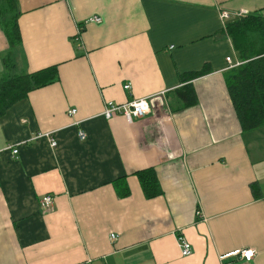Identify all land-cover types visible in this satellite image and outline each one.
I'll return each mask as SVG.
<instances>
[{
  "label": "crops",
  "instance_id": "0c3cea01",
  "mask_svg": "<svg viewBox=\"0 0 264 264\" xmlns=\"http://www.w3.org/2000/svg\"><path fill=\"white\" fill-rule=\"evenodd\" d=\"M17 1L21 45L8 59L0 29V81L52 66L58 80L0 117V264H264V126L236 118L219 17L264 15V0ZM186 84L197 103L182 108ZM138 98L142 118L103 116ZM151 168L161 193L146 199L135 174Z\"/></svg>",
  "mask_w": 264,
  "mask_h": 264
},
{
  "label": "trees",
  "instance_id": "16d2710c",
  "mask_svg": "<svg viewBox=\"0 0 264 264\" xmlns=\"http://www.w3.org/2000/svg\"><path fill=\"white\" fill-rule=\"evenodd\" d=\"M19 16L17 0H0V29L8 44L10 56L7 58L10 60L15 54V49L21 45ZM225 32L237 59L241 62L239 66L227 69L224 73L226 91L241 130L253 131L264 126V15L249 14L242 18H235L227 22ZM209 72L208 68H202L200 71L185 74L182 81H192ZM57 80L56 66L34 73L23 72L2 79L0 81V117L12 105L24 99L30 91L51 85ZM176 93L183 103L182 108L197 103L191 84H186ZM135 175L146 199L160 195L161 190L154 169H146ZM116 190L120 197L129 195L128 188L124 184H116Z\"/></svg>",
  "mask_w": 264,
  "mask_h": 264
},
{
  "label": "built area",
  "instance_id": "2783aa9c",
  "mask_svg": "<svg viewBox=\"0 0 264 264\" xmlns=\"http://www.w3.org/2000/svg\"><path fill=\"white\" fill-rule=\"evenodd\" d=\"M245 12H239V13H229L226 11H220L219 17L222 23L224 24V29H225V22L229 20L230 18H242L247 16ZM89 21L91 22H99V18H92ZM226 62L228 64L227 69H232L241 64L239 60H234L232 61L230 58L226 59ZM130 85H126L124 88L129 89ZM150 111V104H149V99L148 98H138V99H133L130 102L124 104V105H118L110 101H106L104 104V111H103V116L106 119H110L112 116L116 114H120L124 116L127 120H131L133 118H142L145 114H147ZM75 110H70L68 113L70 116L75 114ZM45 137L48 138V141L50 142V146L56 147L57 143L56 141L49 135L45 134ZM78 137L81 141H84L86 139V135L84 131L80 130L78 132ZM6 151H11L13 155L17 153L16 149H12L11 146L6 147ZM0 150V154H1ZM53 203L52 197L50 195L44 196L40 200V206L43 209H49ZM117 237L115 235H110V240L115 241ZM178 245L180 249V255L182 258H187L192 255V248L190 244L182 238L178 239ZM232 258H239V260L244 261V262H251L254 258V252L251 250H246V251H240L236 252L234 254L225 256L220 258V261L225 260V259H232Z\"/></svg>",
  "mask_w": 264,
  "mask_h": 264
},
{
  "label": "water",
  "instance_id": "95a60500",
  "mask_svg": "<svg viewBox=\"0 0 264 264\" xmlns=\"http://www.w3.org/2000/svg\"><path fill=\"white\" fill-rule=\"evenodd\" d=\"M153 103H154L155 105H158V104H159V101H158V100H155Z\"/></svg>",
  "mask_w": 264,
  "mask_h": 264
},
{
  "label": "rangeland",
  "instance_id": "374dc122",
  "mask_svg": "<svg viewBox=\"0 0 264 264\" xmlns=\"http://www.w3.org/2000/svg\"><path fill=\"white\" fill-rule=\"evenodd\" d=\"M6 72H7V74H6V75H8V73H9V72H8L7 70H6ZM6 75H5V76H6ZM7 77H8V76H6L5 78H7ZM5 78H3V79H5ZM1 80H2V79H1Z\"/></svg>",
  "mask_w": 264,
  "mask_h": 264
}]
</instances>
